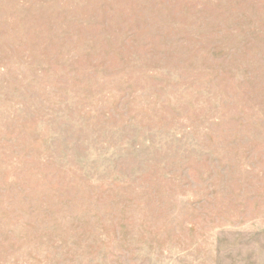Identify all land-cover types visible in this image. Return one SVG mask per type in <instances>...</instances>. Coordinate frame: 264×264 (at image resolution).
<instances>
[{
    "label": "rangeland",
    "instance_id": "rangeland-1",
    "mask_svg": "<svg viewBox=\"0 0 264 264\" xmlns=\"http://www.w3.org/2000/svg\"><path fill=\"white\" fill-rule=\"evenodd\" d=\"M0 264H264V0H0Z\"/></svg>",
    "mask_w": 264,
    "mask_h": 264
}]
</instances>
